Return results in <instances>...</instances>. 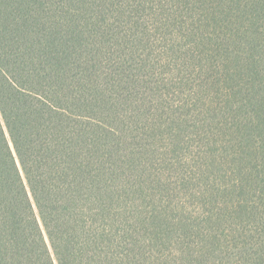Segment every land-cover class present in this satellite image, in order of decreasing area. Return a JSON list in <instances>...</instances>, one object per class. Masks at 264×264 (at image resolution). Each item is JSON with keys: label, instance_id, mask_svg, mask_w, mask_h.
<instances>
[{"label": "trees", "instance_id": "trees-1", "mask_svg": "<svg viewBox=\"0 0 264 264\" xmlns=\"http://www.w3.org/2000/svg\"><path fill=\"white\" fill-rule=\"evenodd\" d=\"M0 264H264V0H0Z\"/></svg>", "mask_w": 264, "mask_h": 264}]
</instances>
